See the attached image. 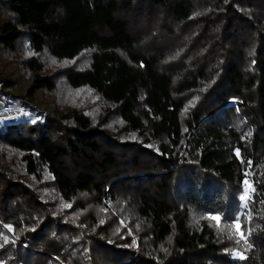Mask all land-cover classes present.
I'll return each mask as SVG.
<instances>
[{"label": "trees", "instance_id": "1", "mask_svg": "<svg viewBox=\"0 0 264 264\" xmlns=\"http://www.w3.org/2000/svg\"><path fill=\"white\" fill-rule=\"evenodd\" d=\"M0 264H264V0H0Z\"/></svg>", "mask_w": 264, "mask_h": 264}, {"label": "snow or ice", "instance_id": "2", "mask_svg": "<svg viewBox=\"0 0 264 264\" xmlns=\"http://www.w3.org/2000/svg\"><path fill=\"white\" fill-rule=\"evenodd\" d=\"M237 154L239 155V153H237ZM246 183H247V182H246ZM246 198H247V192L245 193V196H242V197H241V199H242V200H245ZM211 219L216 220L217 223L219 224V220H220L219 217H211ZM234 227H235L237 233L240 235L241 239H244V235H243V233H242L241 230H240V225H239V223H237L236 225H234ZM240 258H241V259H244L245 257H244L243 255H240Z\"/></svg>", "mask_w": 264, "mask_h": 264}, {"label": "built area", "instance_id": "3", "mask_svg": "<svg viewBox=\"0 0 264 264\" xmlns=\"http://www.w3.org/2000/svg\"><path fill=\"white\" fill-rule=\"evenodd\" d=\"M252 186H253V184L251 182L245 183V186H244V189L247 192V199L251 202H253V200H254V198H253L254 197L253 196L254 190L252 189Z\"/></svg>", "mask_w": 264, "mask_h": 264}, {"label": "rangeland", "instance_id": "4", "mask_svg": "<svg viewBox=\"0 0 264 264\" xmlns=\"http://www.w3.org/2000/svg\"><path fill=\"white\" fill-rule=\"evenodd\" d=\"M244 186H245V184H244ZM254 188H255V186L253 185V186H252V189L254 190V194H255V189H254ZM244 191H245V190H244ZM254 194H253V196H254ZM246 199H247V198H246ZM247 200H248V199H247ZM248 201H249V200H248ZM249 202H251V201H249ZM120 222H121V223H124V222H123V219H120Z\"/></svg>", "mask_w": 264, "mask_h": 264}]
</instances>
